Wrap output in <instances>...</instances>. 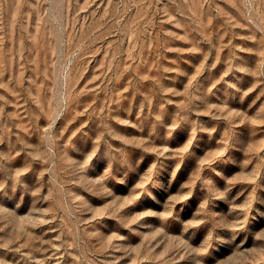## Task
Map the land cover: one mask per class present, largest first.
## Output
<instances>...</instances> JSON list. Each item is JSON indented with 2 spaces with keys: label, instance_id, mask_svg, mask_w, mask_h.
Returning <instances> with one entry per match:
<instances>
[{
  "label": "rangeland",
  "instance_id": "rangeland-1",
  "mask_svg": "<svg viewBox=\"0 0 264 264\" xmlns=\"http://www.w3.org/2000/svg\"><path fill=\"white\" fill-rule=\"evenodd\" d=\"M0 264H264V0H0Z\"/></svg>",
  "mask_w": 264,
  "mask_h": 264
}]
</instances>
